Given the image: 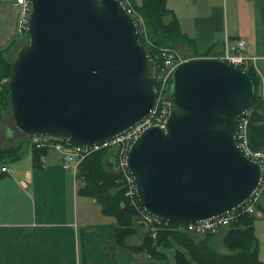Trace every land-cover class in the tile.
<instances>
[{"label":"water","instance_id":"95a60500","mask_svg":"<svg viewBox=\"0 0 264 264\" xmlns=\"http://www.w3.org/2000/svg\"><path fill=\"white\" fill-rule=\"evenodd\" d=\"M30 10L28 43L8 76L17 129L91 147L155 106V63L120 0H31ZM250 79L219 57L173 69L165 128L147 126L127 150L145 212L180 224L205 220L254 192L262 165L236 140L254 95Z\"/></svg>","mask_w":264,"mask_h":264},{"label":"crops","instance_id":"0c3cea01","mask_svg":"<svg viewBox=\"0 0 264 264\" xmlns=\"http://www.w3.org/2000/svg\"><path fill=\"white\" fill-rule=\"evenodd\" d=\"M140 1V0H139ZM138 1V2H139ZM136 2V1H135ZM179 21L180 30L188 35V40L175 46L181 49L186 59L195 57H216L222 54L225 41L236 37L245 38L248 44L246 54L253 56L248 63L259 75L258 94L261 107L248 112L246 141L252 149H264V0H165ZM229 9V10H228ZM249 126V127H248ZM1 141V140H0ZM2 143V142H1ZM0 148L6 147L1 145ZM19 143V141H18ZM15 143L13 145H16ZM30 144L21 148L20 157L3 165L0 169V223H24V231L11 229L17 237L15 245H21L13 252L8 264H177L173 250L166 255L153 257L147 252H137L130 247L140 244L146 225L135 219L137 231L127 239V246L115 240V218L103 214L95 199L76 191L83 185L75 177V171L61 167L60 155L51 149L41 156L39 167L32 168ZM113 168L112 153L105 158ZM1 167V166H0ZM78 196L83 197L86 212L80 220L77 214ZM261 203V202H260ZM264 206V204H262ZM260 210V209H259ZM257 210V211H259ZM90 215L88 218H86ZM264 221L263 211L255 218ZM256 220V219H255ZM59 223L63 225L59 226ZM73 223H96L94 230L77 234L68 231ZM41 225L43 230L35 233ZM256 238L257 257L264 264V241L258 226L252 223ZM225 232L217 239L218 229ZM209 237L205 233H195L197 239H204L218 254H229L223 244L228 230L223 225ZM0 230H5L2 228ZM190 232V231H188ZM6 234V232H0ZM71 233V235H70ZM72 236V237H71ZM197 241V240H196ZM7 242V237L3 238ZM48 243L41 252H34V245ZM57 253H61L57 255Z\"/></svg>","mask_w":264,"mask_h":264},{"label":"trees","instance_id":"16d2710c","mask_svg":"<svg viewBox=\"0 0 264 264\" xmlns=\"http://www.w3.org/2000/svg\"><path fill=\"white\" fill-rule=\"evenodd\" d=\"M131 3L142 17L145 26V36L139 33L138 40L140 45L148 50L151 58L157 47H175L178 42L188 40V35L180 30L179 21L175 13L165 5V0H140L138 3L131 0ZM16 41L12 39L0 48V81L9 78L11 63L14 60L7 52ZM150 43L152 46L149 45ZM246 72L251 77L254 90L248 110L260 108L261 100L257 93L260 84L259 75L251 64L247 66ZM7 89L8 82L0 87V115L10 105ZM28 140L27 135L16 145L0 148V166L5 162L17 160L21 148L30 143ZM30 149L32 168L39 167L41 156L47 152V148L35 147L32 143ZM115 151L114 146L100 148L89 153L76 165L75 177L83 182L76 192L94 198L100 204L103 214L115 218L116 243L127 246V239L137 231L135 225L137 211L124 197L115 169L105 162V158L111 153L114 155ZM256 208L264 213V206L260 202L257 203ZM254 221V214L245 213L236 221L227 224L228 230L223 238V244L229 254L212 251L206 240L197 239L195 233L182 229L181 225L175 222H168L159 227L155 237L146 230L141 243L130 248L137 252H147L153 257H158L159 254L166 255V250H173V258L177 264H263L257 257L256 238L252 225ZM205 235L209 237L212 233Z\"/></svg>","mask_w":264,"mask_h":264},{"label":"built area","instance_id":"2783aa9c","mask_svg":"<svg viewBox=\"0 0 264 264\" xmlns=\"http://www.w3.org/2000/svg\"><path fill=\"white\" fill-rule=\"evenodd\" d=\"M123 4V7L126 11L133 17L138 25L139 32H142L145 35V26L144 22L141 19L139 13L132 6L130 0H120ZM11 4L14 7L15 11V23L14 31L17 35L27 34L29 21H30V9H31V0H11ZM147 40V39H146ZM246 39L243 37H236L234 39L225 41V48L222 54L216 56L219 59L235 64L240 68L246 70L249 65L248 60L254 58L247 53L248 44ZM149 45L152 46L150 43ZM154 47V45H153ZM180 52L175 47H157L156 51L153 54V61L156 67V76H155V86H156V102L155 106L149 113L142 118L140 121L135 123L128 130L123 133L113 137L112 139L90 146H79L68 140H65L62 137H57L53 135H41L35 134L31 136V143L35 147H46L56 151L61 158V167L65 169L76 170V165L83 160L89 153L92 151L98 150L100 148H106L114 146L116 151L114 152V166L117 173V179L122 186L124 197L128 200L135 210L137 211V218L144 223L149 230V233L152 237L156 236L157 230L162 225H166L169 221L163 220L156 216L150 215L145 212L144 208L140 205L137 198L135 179L132 176V173L128 170L126 164L127 150L129 149L131 143L134 141L136 136H138L143 129L149 125H159L161 128H165V119L168 114V106L171 100V91H170V82L172 79L173 69L181 62L185 60L184 57L180 56ZM8 82V78H3L0 83ZM247 118L248 112H244L238 119V127L236 132V140L239 143V146L242 147L245 155L250 159L258 160L262 165V177L260 183L257 184V188L246 198L236 208L224 212L219 216H215L205 220L187 222L181 224V228L197 233H213L221 226L230 224L233 221H236L238 217L245 213H254L258 214L256 205L259 202V199L264 190V149H252L247 146L246 141V129H247ZM1 170H7L6 166L0 167Z\"/></svg>","mask_w":264,"mask_h":264},{"label":"rangeland","instance_id":"374dc122","mask_svg":"<svg viewBox=\"0 0 264 264\" xmlns=\"http://www.w3.org/2000/svg\"><path fill=\"white\" fill-rule=\"evenodd\" d=\"M136 1L138 3L139 0H132ZM14 7L11 4L10 0H0V48L7 45L12 39H16L17 41L14 43V45L8 49V56L14 60L17 56L18 49H20L22 46L26 45L28 43V37L27 34L23 35H17L14 31V24L15 23V11ZM229 10V9H228ZM178 49V48H177ZM180 52V56L183 57V52L181 49H178ZM2 83H0L1 87ZM251 110V109H250ZM250 110H248L250 112ZM12 114L11 106H7L6 109L3 111V113L0 115V143L4 146L13 145L15 143H18V141L25 139L27 134L25 132L20 131L17 129L14 123V119ZM249 127V126H248ZM81 199H84L83 197L78 196V204H77V214L78 219L80 220V217H82V214L86 212V208L83 205V201ZM259 202L261 204H264V193L261 195ZM260 211V210H259ZM90 215H88L86 218H88ZM89 219V218H88ZM256 223H264L258 222L262 219L255 218ZM75 226H69L68 231H74L77 234L81 233L82 229L83 231L86 230H94L96 223H73ZM38 228L35 230V233L41 232L43 230L41 225H37ZM59 226L63 225L59 223ZM26 227L24 223H0V229L5 228V230H0V232H6V234L0 233V264H8L9 261L11 263V260H8L12 257V249L13 252H16L21 245L16 244L15 240L17 237L12 232L11 229H21L20 231H24L23 229ZM259 229L262 230V239L264 241V226H258ZM217 233V239L222 236V234L225 232V227H221L218 229ZM71 235V233H70ZM7 237V242H3V238ZM72 237V236H71ZM48 243L43 244V246L47 245ZM41 244L34 245V252L38 253L41 252V248L43 247ZM46 247V246H45ZM61 253H57L59 255ZM45 262H43L44 264Z\"/></svg>","mask_w":264,"mask_h":264}]
</instances>
